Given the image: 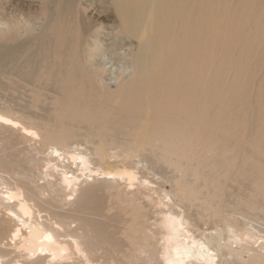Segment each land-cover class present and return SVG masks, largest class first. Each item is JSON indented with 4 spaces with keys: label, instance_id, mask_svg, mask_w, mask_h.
I'll use <instances>...</instances> for the list:
<instances>
[{
    "label": "bare ground",
    "instance_id": "1",
    "mask_svg": "<svg viewBox=\"0 0 264 264\" xmlns=\"http://www.w3.org/2000/svg\"><path fill=\"white\" fill-rule=\"evenodd\" d=\"M94 1L41 0L47 14L40 32L28 25L23 34L18 24L0 26L2 45L32 36L27 44L0 48V72L11 70L12 77L27 80L50 76L52 88L60 89V97L49 98L53 112L12 114L29 126L0 114V264H264L259 224L264 222V114L256 108L258 124L246 125L252 136L234 141L230 135L242 130L236 119L229 121L223 103L215 108L207 92L197 101V79L210 85L209 75L220 72L212 59L198 68L201 52L213 47L215 35L207 37L213 24L206 22L203 34L202 26L176 16L184 7L168 21V8H174L170 0H108L119 30L108 33L114 39L106 45L123 64L120 74V66L115 72L119 75L112 74L121 76L111 92L101 76L105 68L96 60L104 38L87 15ZM66 32L73 45L69 53L60 49L67 45ZM233 35L224 34L222 43ZM57 51L61 60L72 58L64 77L59 60L52 66L46 61ZM69 112L87 121L90 130L84 134L95 138L93 148L71 142L78 133L70 130L74 120L66 121ZM43 143L47 148H40ZM19 144L26 146L8 149ZM101 166L116 171L103 172ZM236 167L239 172H233ZM195 181L201 195L208 190L201 204L192 188H185ZM173 182L179 186L174 196L163 187ZM105 196L114 198L109 215L102 206ZM227 202L232 207L223 210ZM215 210L221 227L210 228L215 232L210 235L208 229L199 232L198 221Z\"/></svg>",
    "mask_w": 264,
    "mask_h": 264
},
{
    "label": "rangeland",
    "instance_id": "2",
    "mask_svg": "<svg viewBox=\"0 0 264 264\" xmlns=\"http://www.w3.org/2000/svg\"><path fill=\"white\" fill-rule=\"evenodd\" d=\"M180 1H182V3L179 2V0H174V1L170 0V2H172L170 4H173L174 8H168L167 16L168 15L170 16L168 17V21H172L174 19L175 12H177L179 8L184 7L183 10H185V12L182 11L183 13H180V15H176V16H181L183 19L186 16L185 20H188L191 23L194 22L199 27L202 26L203 34L207 33L206 32L207 28L203 27L204 24H206V22H208L207 24H211V25L213 24L212 26L214 27L210 33H207V37L209 40L210 35L216 36V38L215 36L212 38L213 44L212 43L209 44V45L212 44L213 47L210 46L211 47L210 48L208 46L207 48V51L209 52L210 51L209 48H210L211 52L210 53L201 52L202 55L199 54L200 56H202L203 60L199 63L198 68L200 67V65H204V64L209 65L212 59L214 61H217L218 66L216 65V67H218L220 72H218V74L214 73L215 75H213V73L209 75L211 86L209 85V83L205 82L204 79H200V78L197 79L198 91H199L197 101L206 94L205 92H207L208 100L210 101V98L213 99L212 104L215 108L218 107L219 104L221 106L223 103L222 108L224 109V107H226L225 109L227 110L224 109V111L225 112L227 111L226 114L228 116V119H230L229 121L231 122L232 120L236 119L237 120L236 127L239 130H242L241 134L236 133L233 136L230 135L231 136L230 138L232 140L239 141V140H242L243 137L248 138L252 136L248 134L249 132L246 131V127L250 126V124H253L254 126L258 124L257 121L253 120V116L256 112L255 111L256 108H258L257 110L258 114H261V115L264 114V0H180ZM183 2L185 3V5L183 4ZM40 3H41V0H0V26H5L6 24H7L6 26H8L9 24L12 27L18 24L16 25V29L19 30L23 34V32H25L26 30V26L28 25V26H31L32 29L35 28L38 30V32H40V29L42 28V26H45L44 25V23L46 22L45 14H47L41 11ZM83 5L89 6L88 3H85ZM94 5L95 7H93L92 10L89 11V14L87 13V15H89L90 19H92L93 22L98 24V29L101 32V38L102 37L104 38V40L101 39L103 43L102 44L103 46L102 55L101 56L98 55V58H96V60L100 63V65L98 64L100 67H104L106 69V70L104 69L105 70L104 71L102 68L101 76L103 80H105L106 84L110 87V91L115 92L120 85V76H121V75L120 76H116V75L119 73L120 69L122 68L121 66L123 64H121L122 61L118 57L115 56V53L110 51L111 49L109 48L108 45L110 42L112 44L114 35L112 36V35H109L108 33H111V31H113V33H116L119 30L118 23L116 19L114 18L115 16L113 14V9L110 6V3L108 0H95ZM100 10L102 11L100 12ZM210 13L213 14V16ZM211 16L213 17L212 19H211ZM205 17L207 18L205 19ZM229 20L231 21L230 23L232 26L229 25L228 23ZM13 22H15V24ZM176 22L177 24H179V19H177ZM228 26L230 27L229 29L227 28ZM35 29L34 31L35 33H37V30ZM227 33L229 35L230 34L231 35L234 34V35L233 37L231 36V38L228 41H225V43H227L225 45V43L224 44L222 43V38H223V35ZM98 34L100 35L99 32ZM32 35H33V32H32ZM70 36H71L70 33L68 32L65 33L64 35L65 42H63V44L67 43V45L65 47H60L61 51H63L64 49H66L67 51L66 53H69V51H72L73 45L70 41ZM124 37L128 38L126 35H124ZM125 38H122V36L119 37V39L121 40ZM31 39H32V36L26 34V36L25 35L20 36V38L14 43L3 42L4 45H2V42H0V48H4L5 46L9 44L21 43L22 41H23L22 42L23 44L25 43L27 44V41ZM117 43H118V46H120L119 44H121V42H117ZM128 43H130L132 46H135V47L137 46V41L135 39H130ZM83 46H84V43H81L80 48H79L80 51L77 52L79 57L81 54H83L82 53ZM118 46L116 45V47ZM217 46H220V47L217 48ZM212 48H214L215 50ZM225 49L226 51L224 52ZM57 54H59L58 51L56 52V57H53V56L50 58L47 57L46 61L49 60L50 65L52 66L53 63L59 60V62H61V65L59 68V74L60 76L64 77L69 73V71H71L72 58L70 56L67 59L61 60V58L59 59L57 57ZM215 55L216 57H214ZM208 56L211 58H209ZM208 58L209 60H207ZM205 59L207 60V62ZM120 61L121 63L118 64V62ZM103 64L105 66H103ZM44 66H47L46 62L44 63ZM118 67H119V70H118ZM117 70H118V73H115L117 72ZM72 72H73L72 76L75 78H78V75L74 73V70ZM42 73H43L42 71H40V73L38 72L39 75H42ZM12 74H13V71L11 70H6L5 73L0 72V114L10 116L14 120H16V122H22L16 119L17 117L13 116L12 114L16 112L19 113V111L21 110L28 114H37L39 116H44L45 112H47L48 110L49 112L54 111L55 108L53 106L48 105L50 103L49 98L51 96L60 97L59 95L60 89L58 90L54 86L56 93L54 92V89L52 88V85L54 82L50 76H47L45 79L38 77L37 80L36 78L34 80L33 79L27 80L23 76L12 77ZM112 74L113 75L116 74V75L113 76ZM123 75L124 76L128 75V72ZM109 76L115 79L113 80ZM211 76L214 78H211ZM108 79H110V82H108L109 81ZM80 80H82V78ZM227 81H228V84L226 85ZM55 84H57L59 88L58 81ZM224 87H226V89H224ZM35 98H37L36 99L37 101L39 98L40 101L39 102L35 101L34 100ZM33 102H36L37 105L36 103H33ZM226 103L228 104L226 105ZM195 105L196 104L194 102H191L190 103L191 109H194ZM55 107L57 108V104H55ZM82 108L84 107H80V109ZM9 110H12V111L9 112ZM183 110H184V113L185 112L187 114L191 113V110L187 111L186 106H184ZM87 116L92 117L93 112H89ZM250 118H252V120ZM69 119L74 120L73 125L75 126V128L70 129V130L71 131L74 130L78 133V136L73 138L71 142L77 143L81 147L93 148L95 146V138H88L84 134L88 130H90L87 126V121L80 119L78 113L76 112H69L66 116V121ZM50 122L51 121H49V123ZM67 122L70 123L69 121ZM22 123H24L26 126H29L28 123L26 122H22ZM230 125H232V123H230ZM4 145H7V144L4 143ZM25 146L26 144H19L18 146L12 147V149L11 148H8V149L12 151L14 150V148H22ZM36 146L38 148V145ZM114 146L115 144L107 145V147H111V148H114ZM40 148L41 149L47 148V146H45L43 143L42 146L40 145ZM98 168L100 170H105L103 172H115L116 171V168L114 167L104 168L103 166H101ZM172 169H173L172 167L168 168L170 172H172ZM238 170L239 168L236 167L233 169V172L234 171L237 172ZM41 171H44L42 167H41ZM233 172H231L230 176L232 175ZM150 177L154 181L158 180L156 179V177L153 178V176L151 175ZM199 181H195V183L194 182L187 183L188 187H185V188L187 189V191L190 188H192V190L198 195V201H199L198 204H201L205 201V198H206L205 195L208 193V190L206 189L204 192V195H201L199 193L200 186L197 183ZM246 186L250 187L249 185H246ZM163 187L165 191L171 192L172 196H174L175 194H178L179 192V186L177 183H174V182L172 183V187L169 184H164ZM234 188H236V186H231V189H234ZM231 189L230 191H232ZM142 198L145 199V197H142ZM158 199L162 200V198H158ZM227 200H230L232 202L234 201L230 197H226V201ZM112 201H114V198L112 196H105L102 200V202H104L103 203L104 205L102 204L101 205L104 206V209L102 208V206L101 208L108 215H109ZM195 203L197 202L195 201ZM195 203L194 204L189 203L190 205L188 206H190V208L194 206L195 208L197 206V204L195 205ZM228 206L232 207L227 202V205L225 206V208H223V210H228L227 208ZM207 210H211V207ZM220 214L221 213L218 210L208 211L206 216L205 217L203 216L201 220L198 221V226H202V229H200L198 226H195V228H197L199 232H201L203 229H208L210 230L209 232H207L209 235L212 233H215L214 230H211L210 228L212 229L214 227L217 228V226L221 227L222 219H220ZM133 219L134 217H132V220ZM259 224L260 226L262 225L264 227V222L261 221V223L259 222ZM111 228L116 229L113 226ZM111 228H110V233H114V230H112ZM127 248L128 247H123L124 251H127ZM111 250H114V248L112 247ZM114 253L120 254L119 250H116ZM127 261H129V259ZM130 261L132 262V259Z\"/></svg>",
    "mask_w": 264,
    "mask_h": 264
}]
</instances>
